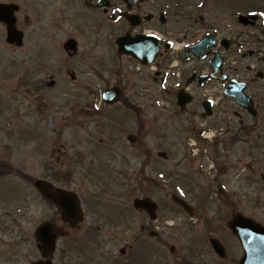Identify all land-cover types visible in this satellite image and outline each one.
Returning <instances> with one entry per match:
<instances>
[{"label":"rangeland","instance_id":"1","mask_svg":"<svg viewBox=\"0 0 264 264\" xmlns=\"http://www.w3.org/2000/svg\"><path fill=\"white\" fill-rule=\"evenodd\" d=\"M18 2V28L25 33L23 47L7 45L5 30L0 25V164L12 167L8 173H0V251L8 245L16 258H24L21 264L41 258L34 231L49 222L51 215L38 198L32 180L72 173V187L88 192L84 198L91 201L92 196L99 205L96 204L95 213L86 212L90 224L72 233L63 231L54 264H104L108 259L125 258L120 250L134 236L132 200L142 196L141 191L137 192V184L144 186L145 176L153 178L155 194H165L162 200L170 204L171 193L176 191L174 181L181 182L188 171L201 169L202 163V171L211 178L212 164L205 157L200 158L199 153L192 155L193 150L188 147L193 141L194 151L200 150L201 139L197 141L193 133L202 124L213 123L194 119L195 131L191 132L190 116L174 113L171 97L159 90L151 70L139 71L134 61L117 54V26L107 23L99 29L90 24L95 28H88L86 22L95 13L92 17V13L81 8L76 10L67 0ZM231 6L244 8L232 9L243 15L248 9H264V0H204L200 10L190 9L188 4L186 18L193 19L197 14L205 19L211 17L218 25H205L204 30L213 27L219 37H224L235 27V18L228 10ZM76 11L88 15L79 18ZM181 14L172 19L173 33H179L183 27L177 21ZM187 23L188 32L191 29L195 33L198 25ZM70 37L79 45L74 57H68L62 48ZM67 71L75 73V81L70 80ZM51 80H55L53 87L49 86ZM114 85L122 88L123 98L119 104L107 107L101 103V94ZM123 99L132 106L125 105ZM136 107L139 113L135 112ZM217 120L220 124L216 128H227L226 121ZM127 134L136 136L134 144L127 141ZM211 139L201 143L212 146ZM159 151L167 154L166 161L157 157ZM222 154L226 161L237 159L235 153L220 150ZM192 158L196 162L193 170L187 164ZM220 161L223 162L222 158ZM78 164L84 169L75 166ZM172 174L173 179L168 177ZM79 182L83 184L80 186ZM205 209L204 217H212L216 205H205ZM257 209L260 208L251 205L252 211L258 212ZM118 210L122 213L118 214ZM173 213L177 214L176 219L186 216ZM193 225H198V221ZM91 227L95 230L88 229ZM145 240L150 242L147 234ZM16 263L12 260L11 264Z\"/></svg>","mask_w":264,"mask_h":264},{"label":"flooded vegetation","instance_id":"2","mask_svg":"<svg viewBox=\"0 0 264 264\" xmlns=\"http://www.w3.org/2000/svg\"><path fill=\"white\" fill-rule=\"evenodd\" d=\"M18 1L0 0V4L11 3L20 6ZM101 1L104 0L91 2L67 0V4H71L76 10L81 8L92 13V17L93 12L95 13V17L92 18L94 22L92 19H88L90 20L88 23L85 21L88 28L89 26L91 29L95 28L90 25L93 24L102 29L110 23L118 27L119 36L151 35L157 32L164 40L197 41L204 36L203 24L205 22L213 24L210 19L205 21L204 17L199 15L193 23L198 25L195 33L191 29L188 32L186 12L183 11L181 20H177L183 27L180 28L179 33H173L170 27L177 12L172 11L171 0H105L106 5L97 7ZM196 3L201 5L204 0H196ZM184 5L186 1L179 4L175 2L173 6H179V9L184 10ZM234 8L239 11L244 9L231 6L230 12ZM84 11H76L75 14H78L79 18L87 16L88 14ZM114 12L117 14L116 21H114L116 17ZM232 13L235 18L233 19L235 27L232 26L230 33L220 39L227 41L226 48L219 46L215 50L220 54L221 74L225 76V82L220 84L223 90L227 85L225 83L231 80L243 84L244 93L250 98L252 104L243 108L235 100L229 99V105L221 102L222 104L210 107L211 114L206 117H204V101L195 96L184 109L181 110L178 107L180 113L184 116L189 115L190 119H202L204 122L213 123L212 126L202 124L197 128V133H193L197 141L200 138L206 143L207 131L215 130L211 136L212 146H203L199 140L200 150L192 153V155L199 153L200 158L205 157L208 163L212 164L210 169L213 172L209 174L211 178L208 179V174L202 171V163L201 169L193 168L196 162L192 158L188 163L196 174L191 171L184 174L181 182L185 191L183 199L171 194L172 203L170 204L163 202L165 200H162V197L165 198V194L160 192L158 197L155 194L156 184L153 178L144 179V186L137 184V192L141 191L142 196H135L134 199L152 201L156 210L150 214L140 209H133V240L120 250V255H125V258L108 259L104 264H241L243 260L244 264H264V252L258 247H252L251 244L245 251L236 234L251 230L245 220H251L264 228V15H261L264 9L258 7L246 10L243 15L257 13L259 17L255 19L249 17L242 22L243 24L238 20L241 14L235 11ZM127 16L131 17L130 21ZM25 20L28 23V17ZM171 58L170 51L161 48L156 63L159 68H171L174 66L170 63ZM213 58L212 53L203 60L196 58H191L188 62L180 60L178 66L184 73L181 75L180 87L193 93L215 84L216 80L211 78ZM199 77H202L201 80ZM171 81V76L167 74L164 78L165 89L172 94L173 81ZM126 103L128 104V101ZM217 119L226 121L227 128H216L215 125L220 124ZM194 128H190L191 132L195 131ZM220 150L235 153L237 159L226 161L225 154L220 155ZM194 174L196 179L193 177ZM59 181L63 185L67 180ZM73 191L80 195L78 190L73 189ZM181 201L185 205H180ZM81 203H84L86 209L94 210V207L91 205L88 207L85 201L81 200ZM252 204L260 208L257 209L258 212L251 210ZM205 205H216L212 217H204ZM172 206L176 210H173ZM56 212L59 216V211L56 210ZM173 212L186 216L184 219H176L177 214ZM140 215L143 216L142 221H140ZM194 221H198V225H193ZM63 224L66 227V224ZM145 234L150 238V242L145 240ZM247 239L257 242L260 236L249 234ZM165 250H168V256ZM16 257V254L12 256L8 245L2 252L0 251V261L6 264H11L12 260H15L16 264L25 262L24 258Z\"/></svg>","mask_w":264,"mask_h":264},{"label":"water","instance_id":"3","mask_svg":"<svg viewBox=\"0 0 264 264\" xmlns=\"http://www.w3.org/2000/svg\"><path fill=\"white\" fill-rule=\"evenodd\" d=\"M17 10V6L1 4L0 22L4 23L6 26L7 42L9 44H16L17 46H21L22 33L16 30L15 18L13 16V12ZM116 43L119 47V53L130 54L134 58L139 59L143 64H149L151 61H153L156 58L159 50V41L152 36H137L134 38L125 36L123 38L116 39ZM214 44V39L207 36L201 43L194 46L190 50L195 56L202 58L209 53V48ZM67 45L72 47V45L74 44L73 42H68ZM216 67H214L213 69L215 70ZM226 93L227 95H230L229 90L226 91ZM118 96V90H110L105 92L104 100L106 101V103L111 104L117 100ZM238 101L240 102L239 99ZM178 104H182V102L178 100ZM35 187L42 193L45 198H47L51 202H54L61 208L62 217L69 220L71 226H74L77 223L74 220H77L79 218V212L76 208L75 203L68 194L60 190H54L50 185L41 181H36ZM134 203L136 207L143 208L149 213L154 210L153 204L146 200H136ZM262 234L263 235L259 242V246L264 249V230ZM38 238L41 243L42 251L45 254H49L54 248V236L52 235L51 229L48 226L41 227L38 231ZM242 242L244 243L245 241L242 240ZM247 243L248 242L246 240L244 244L247 245ZM33 264H51V262L47 260L39 261Z\"/></svg>","mask_w":264,"mask_h":264},{"label":"snow or ice","instance_id":"4","mask_svg":"<svg viewBox=\"0 0 264 264\" xmlns=\"http://www.w3.org/2000/svg\"><path fill=\"white\" fill-rule=\"evenodd\" d=\"M261 15H264V13H261Z\"/></svg>","mask_w":264,"mask_h":264}]
</instances>
